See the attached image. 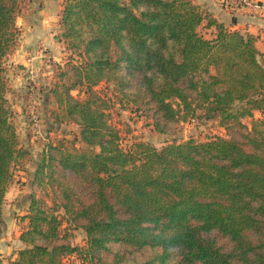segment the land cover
<instances>
[{
	"label": "trees",
	"instance_id": "obj_1",
	"mask_svg": "<svg viewBox=\"0 0 264 264\" xmlns=\"http://www.w3.org/2000/svg\"><path fill=\"white\" fill-rule=\"evenodd\" d=\"M19 11V0H0V223L13 171L29 159L5 66ZM60 31L69 56L54 64L51 117L77 126L84 147L62 141L44 151L24 248L9 264H264L260 36L195 0H66ZM114 106L161 135L190 120L223 134L124 148ZM76 230L84 246L72 243Z\"/></svg>",
	"mask_w": 264,
	"mask_h": 264
},
{
	"label": "rangeland",
	"instance_id": "obj_2",
	"mask_svg": "<svg viewBox=\"0 0 264 264\" xmlns=\"http://www.w3.org/2000/svg\"><path fill=\"white\" fill-rule=\"evenodd\" d=\"M209 1L227 9L228 14L234 15L231 6L233 1L239 0ZM65 2L66 0H19L17 26L20 36L14 53L19 51L23 54L26 63L25 66L17 64L14 67L15 72L22 76L23 84L21 87L14 86L8 98L12 109V122L17 128L21 145L29 152V159L19 164L13 171L14 183L6 195L7 206H12L3 208L7 212L12 210L18 198L35 194V172L47 147L62 141L69 143L73 141L77 147H84L79 142L80 129L77 126L71 123L57 124L51 117V111L57 108L50 95V89L56 81L54 64H64L69 56L65 44L58 39L61 34L60 20ZM201 33L206 38L211 37L210 31L206 29H201ZM31 58L32 68L35 71L33 79L28 72L30 68H27V62ZM5 66L8 75L12 66L7 61ZM23 70L24 73L21 72ZM255 115L257 118L264 117L259 112ZM111 116L114 125L120 130L124 148H128L134 141H142L162 148L172 139L186 141L194 138L198 141H206L214 135L223 134L217 124L190 120L181 123L174 136H167L158 134L144 117L134 112L114 106ZM12 189L14 192L11 191ZM21 218L22 216H17V219ZM73 235H75L72 239L74 245H85L86 235L83 231L76 230ZM68 264L79 263L71 259Z\"/></svg>",
	"mask_w": 264,
	"mask_h": 264
},
{
	"label": "crops",
	"instance_id": "obj_3",
	"mask_svg": "<svg viewBox=\"0 0 264 264\" xmlns=\"http://www.w3.org/2000/svg\"><path fill=\"white\" fill-rule=\"evenodd\" d=\"M254 1L259 3V8L247 6L238 7L236 4H233V2L231 8L235 12L234 15L228 14L227 9L212 4V2L209 0L205 2H195L205 10L211 12L214 18H216L219 22H222L227 26H231L232 29L238 30L240 32H249L255 36H260V40L257 42L256 46L260 52H263L264 0ZM208 3L211 4L208 5ZM6 61L10 66L13 67H10V74L7 75L10 79L11 88L13 89L14 86L21 87L23 84L22 76L15 72L14 67H16L17 64L24 65L26 63L24 61L23 54H21L19 51H16L10 55ZM21 72L24 73V70ZM9 191L10 189L7 191L6 195H8ZM11 191H13V189ZM6 198L7 197L5 196L4 207L8 204H6ZM30 199L31 195L27 197H20L10 212H7L5 209H3V219L0 223V260L2 261V264H9L10 260H15L17 252L24 248V245L20 240V235L23 231V227L26 224V220H23L22 218L27 213ZM11 206L12 205H8L7 207L10 208ZM17 216H22V218L19 220L17 219Z\"/></svg>",
	"mask_w": 264,
	"mask_h": 264
},
{
	"label": "built area",
	"instance_id": "obj_4",
	"mask_svg": "<svg viewBox=\"0 0 264 264\" xmlns=\"http://www.w3.org/2000/svg\"><path fill=\"white\" fill-rule=\"evenodd\" d=\"M233 2L238 7L239 6H247V7L259 8V3L257 1H254V0H239V1H233ZM32 62H33L32 58L28 60V62H27V68H30L28 72L31 75V78L33 79L34 76H35V71L32 68V66H33V63Z\"/></svg>",
	"mask_w": 264,
	"mask_h": 264
}]
</instances>
